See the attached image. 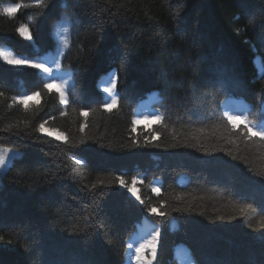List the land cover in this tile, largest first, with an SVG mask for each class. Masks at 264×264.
Segmentation results:
<instances>
[{
    "label": "trees",
    "instance_id": "16d2710c",
    "mask_svg": "<svg viewBox=\"0 0 264 264\" xmlns=\"http://www.w3.org/2000/svg\"><path fill=\"white\" fill-rule=\"evenodd\" d=\"M61 31L69 85L5 58L44 65ZM236 113L264 131V0H0V264H143L156 232L155 264H264V140Z\"/></svg>",
    "mask_w": 264,
    "mask_h": 264
},
{
    "label": "snow or ice",
    "instance_id": "6c2138e0",
    "mask_svg": "<svg viewBox=\"0 0 264 264\" xmlns=\"http://www.w3.org/2000/svg\"><path fill=\"white\" fill-rule=\"evenodd\" d=\"M20 5H16L15 7H6L3 9V12L4 14L8 15V16H13V14L16 12L17 8H19ZM19 32L21 34V36H24L25 39H30V36L27 34L28 33V29L26 27H20L19 28ZM7 60H8V63L10 64H17V65H21V64H27L29 67L31 68H35V69H40L42 72H45V73H49L50 74V69L49 68H46L44 65L42 64H38V63H30L29 61H26V60H12L8 57H5ZM46 87L48 88L49 91L52 90V87L53 85L52 84H48L46 85ZM116 87V82L115 80L112 81V87L111 88H106L105 91L106 92H109L111 94L112 92V89H114ZM33 97L35 98H38L39 97V93H34L33 94ZM33 97H23L21 99H19L17 102L20 103V104H23L25 106V108L28 107V100L29 99H32ZM60 102L61 103H67V100L65 99V96H64V93L63 91H60ZM116 104V100L113 99L112 100V103L109 104V105H106V110H111L112 107H114ZM82 115H87V113H82ZM160 117L157 116L155 117V120L157 122L160 121ZM228 121L230 124H232L233 126V129L237 128L238 127V124L239 123H243L244 124V127L246 129V133H247V138L248 139H251L252 137L254 136H258L260 139L264 140V131H254L252 127H250L249 123L246 122V119L245 120H242L241 117L239 116H229L228 117ZM134 125L135 124H139L141 123V121L139 120H136V121H133ZM39 131L41 132H45L46 129H45V125L44 124H40L39 125ZM133 131H135V127L133 128ZM49 135L52 134L51 131H49L48 133ZM56 139L58 140H61V139H64L63 135L59 132L56 133ZM77 163H80V161H76ZM4 163V160L2 157H0V165H3ZM118 181H119V184L121 187H127L126 186V182L123 178H117ZM137 183V180L136 179H133L132 181V186L131 187H127V191L129 193L132 194V196H134L137 200H140V196L137 194V188L135 187ZM93 188L96 187L95 184L92 185ZM154 191L159 194V189H154ZM142 202V201H141ZM179 210V209H178ZM246 209H242V211H245ZM150 211L152 213H155V214H158V215H163V213H157V209L156 208H152L150 209ZM262 226H264V221H262ZM159 237V232H156L152 238L150 240H147L146 242L144 243H141L139 245V247L136 248V260L138 262H143V264H152V260L155 259L156 257V248H157V239ZM129 247L131 248L132 245L129 244ZM151 249V252H152V258L150 260H144V257H143V253L146 249Z\"/></svg>",
    "mask_w": 264,
    "mask_h": 264
},
{
    "label": "rangeland",
    "instance_id": "374dc122",
    "mask_svg": "<svg viewBox=\"0 0 264 264\" xmlns=\"http://www.w3.org/2000/svg\"><path fill=\"white\" fill-rule=\"evenodd\" d=\"M61 23H62V21L60 22V24ZM57 43H58V45H57L56 52H57V54H59L62 51L63 46H64V36H63V32L62 31L60 33H58ZM45 67L50 69V74L49 73H47V74L53 76L56 80L61 78L62 82L66 83V78L63 75L62 69L60 68V65H59L58 55L55 56L54 58H51V65H47ZM44 74H46V73L44 72ZM112 81H113L112 77H107L105 79L104 90L106 88H111L112 87ZM106 94L109 97H113L114 96V89H112L111 94L109 92H106ZM19 156H20L19 152L12 151V150L0 149V157H2L3 160H4L3 165H0V176L2 174H4V172L6 170V167L9 165L11 160H13L14 158H17Z\"/></svg>",
    "mask_w": 264,
    "mask_h": 264
}]
</instances>
